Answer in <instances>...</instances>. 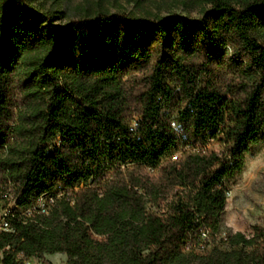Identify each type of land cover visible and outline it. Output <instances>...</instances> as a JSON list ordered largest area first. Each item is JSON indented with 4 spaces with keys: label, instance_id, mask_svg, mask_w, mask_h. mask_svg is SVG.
I'll return each mask as SVG.
<instances>
[{
    "label": "trees",
    "instance_id": "trees-1",
    "mask_svg": "<svg viewBox=\"0 0 264 264\" xmlns=\"http://www.w3.org/2000/svg\"><path fill=\"white\" fill-rule=\"evenodd\" d=\"M36 1L0 0V264H264V227L225 230L264 145V0L60 30Z\"/></svg>",
    "mask_w": 264,
    "mask_h": 264
},
{
    "label": "rangeland",
    "instance_id": "rangeland-1",
    "mask_svg": "<svg viewBox=\"0 0 264 264\" xmlns=\"http://www.w3.org/2000/svg\"><path fill=\"white\" fill-rule=\"evenodd\" d=\"M44 12L56 14L52 22L57 29L71 24L73 19L86 11L91 15L98 12L124 13L134 17H169L177 14L182 17L199 18L203 5L198 0H37L33 3ZM211 149L223 151L219 142L212 143ZM2 192H0V196ZM225 230L232 233L253 235L257 225L264 227V145H255L248 156L242 175L227 196ZM12 204L9 199L1 200L0 216ZM30 264H67L63 254L47 255L43 260H29Z\"/></svg>",
    "mask_w": 264,
    "mask_h": 264
},
{
    "label": "built area",
    "instance_id": "built-area-1",
    "mask_svg": "<svg viewBox=\"0 0 264 264\" xmlns=\"http://www.w3.org/2000/svg\"><path fill=\"white\" fill-rule=\"evenodd\" d=\"M135 126H136V124H135ZM43 202H47V200L42 198L39 201L38 207H39L40 211H42L41 205L43 204ZM50 203H53V201L51 200ZM12 208L13 207L8 206V208L6 209L4 214L0 216V232L7 233V234L8 233H14V230L12 229L11 223L9 222V220L11 218H15V214L13 213ZM36 210H37V208L29 209V210L23 212L21 215H29V216H31L33 214V212L36 211ZM8 249H10V248H8ZM16 261H17L18 264H24V263L27 262L26 261V256H24L23 258H16Z\"/></svg>",
    "mask_w": 264,
    "mask_h": 264
},
{
    "label": "bare ground",
    "instance_id": "bare-ground-1",
    "mask_svg": "<svg viewBox=\"0 0 264 264\" xmlns=\"http://www.w3.org/2000/svg\"><path fill=\"white\" fill-rule=\"evenodd\" d=\"M22 257H23V256H22ZM30 263H31V262H29V261L27 262V264H30Z\"/></svg>",
    "mask_w": 264,
    "mask_h": 264
}]
</instances>
